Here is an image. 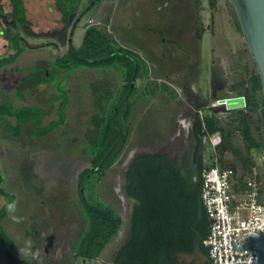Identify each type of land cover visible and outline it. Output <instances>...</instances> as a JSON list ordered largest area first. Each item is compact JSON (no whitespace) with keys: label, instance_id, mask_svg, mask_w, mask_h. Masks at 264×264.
<instances>
[{"label":"rangeland","instance_id":"374dc122","mask_svg":"<svg viewBox=\"0 0 264 264\" xmlns=\"http://www.w3.org/2000/svg\"><path fill=\"white\" fill-rule=\"evenodd\" d=\"M91 1L97 3L100 8L99 10L96 8H92L90 11L86 10L81 19L83 22H87L97 11L98 15L96 14L94 18H91L90 22H104L103 16L106 12L104 8L107 7L108 10V7H110L108 16L114 21L115 30L120 40H123V31L130 29L132 34H136L139 27L144 26L148 27L146 34H148L150 45L152 44L154 47L155 39H163L159 44V50L161 49L163 52V66L168 64V69L166 70L167 74L161 78L172 85L175 84L174 89L177 94L179 92L178 95H189L190 88L186 94L183 92V87L187 84L188 86L197 84L201 91H207L213 73V65H216L217 68L215 69L220 71L219 77L214 80L215 85L222 84L223 87L216 92L212 90L211 94L220 93V96L213 97L211 95V99L224 98L237 94L240 90L251 89V83L246 84V81L241 82L240 80L243 76V59L245 57L252 58V56L240 33L229 0H82L81 4L86 6L89 3L88 6ZM75 2L76 0H69L68 6L72 7L73 4H76ZM159 6H162V8L158 9ZM142 20L145 22H142ZM124 22H128L130 28H124V30L121 26ZM96 29L106 32L97 26L90 27L91 32L96 31ZM111 35L113 34L111 33ZM136 35L139 36L140 33ZM112 37L110 38L111 41ZM171 38L175 39L180 47L171 43ZM135 39L136 41H134L137 42L139 37ZM7 41L0 42V51L3 43ZM92 42L94 48H92ZM89 44L91 47H86ZM99 44V41L88 38V41H85L77 51L71 50L62 57L54 56L47 67L46 65H39L33 73H30V76L33 78L32 80L48 79L50 83H54L53 70L55 67L61 66V64L72 67L76 63L80 64L79 62L98 58L99 55L105 53V50ZM112 44L117 45L113 41ZM134 60L137 67L133 66ZM118 61L126 66L127 71L124 73L128 77V84H130H127L130 88L125 84L126 88L119 89L118 92H112L109 85L108 89H105L106 86L103 83L111 80L108 71L104 69L78 71V93L80 97V100H78V140L71 137V134L66 131L60 138L54 136L41 142L48 148L40 150L39 154L33 148L35 142L31 141L29 144L27 133H22V122L19 124L10 123L8 121L11 119L5 117L2 120L3 115H0V210L5 204L15 200L18 201L16 215L24 217L21 223H14L7 212L0 220L4 232L13 241L11 252L14 256L7 255L0 241V264H113L115 252L127 240L130 229L131 205L136 200L126 198V195L123 194L122 182L124 181L125 164L141 151L144 152V149H155L158 139L152 129V123H154L152 116L150 118L146 115L140 120L131 117L129 124L127 119L122 118L121 113H123V109L129 100L131 101L136 93L140 92L137 87L134 91L135 89L131 86L136 80L138 81V76L144 72L145 66L135 53L129 55V57L119 58ZM85 64H88V62ZM78 67H82V65H78ZM3 68L5 69H0V100L4 97L13 96L11 82L2 84L1 78L7 77L8 80H12L16 75L7 70L10 69L9 66ZM152 74L154 75V72ZM63 80H60L57 84L61 86ZM25 84L27 83L21 81L19 83L20 87L17 92L19 97L23 96L22 87ZM59 89L57 87L56 91L61 92ZM193 89L196 91L194 97L196 99L195 108L196 110L202 108V112L198 110L199 115L210 113L212 107L216 106L214 112L219 118L218 124L229 129L235 143L244 148L238 128L240 121L237 115L230 114V111L234 109L227 108L225 103L215 104V100L210 103L205 100L209 106L204 110L201 107V103L204 102L201 92L196 87ZM51 90L55 91L54 89ZM251 92L254 108L258 110V104L256 103L258 100L256 98H260V94L252 89ZM7 100H4L2 109L4 111L16 109ZM106 103L108 104L107 108L111 109L110 112L105 109ZM117 104H120L121 111L117 113V123H115L112 116L114 114L113 109ZM20 108H17V110ZM79 111L81 114L91 115L92 120H85L86 117L80 119ZM33 115L36 118V116H42V113L38 112V109H34ZM51 116H55L54 110H52ZM109 116L112 119L113 129L117 130L112 132L113 140L111 139L108 145V152L111 153L115 149V145H118L122 140L121 136L115 137L118 130L121 133L127 132L128 137L120 151L122 155L119 161L98 174L96 171L91 170L93 165L90 159L92 152L100 144L101 136L104 133V123ZM63 118H61V121L64 120ZM47 120L43 119V123ZM28 121H24V125ZM148 126H150L149 129ZM30 127L31 124H28L27 130ZM3 128L6 132L11 133L13 137L4 132ZM148 130H150L149 136L144 135ZM39 133H41V128L36 121V134ZM33 152L35 155L32 158ZM206 152L208 162L212 163L216 153L209 143ZM74 158H78V212L75 210L76 195L72 194L76 190L74 181H68L67 183L66 179L68 177L66 178V176L64 181L52 182L53 179L46 178L51 182L49 183L43 179L46 175H38L36 169L35 171L31 169L32 174L26 175L25 173L26 165L31 161L42 162L44 165L50 166L48 169L50 174L66 173L71 167L66 166L64 162ZM7 168H9L10 173ZM85 168H89L91 172L89 176L82 179L79 185V173ZM44 170L43 168V172ZM253 172V175L247 176V179L257 180L258 189H262L259 199L264 200L263 150L261 155L255 157ZM62 181L66 182L64 186H67V191L65 190L64 194L68 196L67 199L62 197L64 194L61 195L58 190V187L63 186L61 185L63 184ZM45 188H50V191L46 193ZM59 198L63 199L59 200ZM90 205L110 208L121 218V224L117 232L94 258L84 257L79 249L81 237L87 228H90L89 223L85 221L82 209L85 207L86 213V206L88 208ZM26 246L29 247L32 253L27 257L20 254V250Z\"/></svg>","mask_w":264,"mask_h":264},{"label":"crops","instance_id":"0c3cea01","mask_svg":"<svg viewBox=\"0 0 264 264\" xmlns=\"http://www.w3.org/2000/svg\"><path fill=\"white\" fill-rule=\"evenodd\" d=\"M21 1L23 11L19 14L17 13L15 5L11 0H0V42L3 40H8L2 45V49L0 51V61L2 58L7 60L10 59L9 61L6 60L0 69L4 70L5 68L3 67L9 66L10 69L7 70L16 74L12 80H8L7 77L1 78L2 84L11 82L10 86L12 87L11 92L13 93V96H9L7 98L4 97V99L0 100V103L2 104L5 102L4 100L8 99L7 101L11 102L16 109L20 107H32L38 109V112L42 113V116H39L40 118L38 125L39 127H44L50 124L52 121L58 119L60 116V103L62 102L63 98H59V93L56 91L58 85L57 83L60 80L64 79L62 81L61 87L66 90V102L63 108L64 120L57 124L53 129L47 133L36 134V121L33 119V117L29 119L26 125H24L25 122H22L21 124V129L23 131L22 133H27L29 144L31 141L35 142L33 148L39 154L40 150L48 148L41 142L51 139L54 136H59L60 138V136L66 131L71 134V137L78 140V100H80L78 93V71L80 72L84 70L102 69L108 71L111 80L103 84L106 86L105 89H108L107 87L109 85L112 92H118L119 89H125V84L127 87L130 85L128 84V77L125 75L127 71L126 66L120 63L118 61L119 59L114 60L111 64L100 65L102 67L91 66L89 64H80L82 67H78V63L72 67H69L66 64H61V66L55 67L53 70L54 83H50L48 79H42V81L36 79L32 80L33 78H31L30 73H33L35 68H37L39 65H46L47 67L50 60L53 59L54 56L62 57L72 49L77 51L79 47H82L87 29L91 26H97L109 34L112 33V41L114 43L117 44L119 42L117 45L112 44L114 46V51H116L117 48L122 47L131 51L132 53L137 54L143 62L145 66L144 72L138 76V81L136 80L131 86L135 89L134 91H136L137 87L140 92L136 93V96L131 99V101L129 100V102H131V107L129 110L128 124L131 121V117L140 120L146 115L149 117L152 116V119H154V123H152V129L158 139V144L155 145V149L151 150V148H149V150H146V148L144 149V152L141 151L138 155L128 160V162H126L127 160L125 161L127 164H125L124 181L122 182L124 196L126 195V198L131 199L135 195L130 189V183H132L135 179H140V183L144 179L146 180L147 178H150L154 172L156 174L161 171V169L169 168L171 166L175 168L179 166L182 169L189 170L193 167L195 161H199L198 152L200 151V134L195 130V122L198 120V118L203 120V116L210 114H214L217 119L219 118L214 112V107L216 106L212 107L213 109L210 111V113L199 115L198 110L199 112H202V108L198 110L195 108L196 99L194 97L196 95V91L193 88L196 87L199 89V92H201L200 94L204 99V102L201 103V107H203L204 110L207 109L209 104H207L205 100L210 103L212 100H216L215 98L211 99V95H213V97H216L217 95L220 96V93L211 94V91L215 90L216 92L221 87H223L222 84L215 85L214 82V80H217L220 75V71L215 69L217 68L216 65H213V73L210 77L208 86L209 89L207 91H201L197 84L192 86H188L187 84L184 85L183 92L186 94L187 90L190 88V91H188L189 95L180 96L178 95L179 92L177 91V94L174 89L175 84L172 85L168 81L161 78L164 77L163 75L167 74L166 70L168 69V64L167 66H163V52L161 49L159 50V44L163 39H155L153 44L154 47L152 44L150 45L148 43V34H146V31L148 30L147 26L139 27V31L136 34L140 33V35L137 36L134 33L132 34L130 29H127L130 28V24H128V22L122 23L123 25L121 24V26H123V29H127V31H123V40H120L115 30L116 25L114 24V21L108 16L110 7H108V10L107 7L104 8L106 12L108 11L107 14L104 12V22H90L91 18H94L96 14L98 15L97 10L100 8L98 7L97 3H92V1L90 5L87 6V4H89L87 3L86 6H82V0H79V2L76 0V4L73 7V12L71 11L72 13L68 19H66L65 13L66 9H71V7L60 4L59 0ZM92 8H96L97 13L94 16H91L87 22H83L81 19L86 13V10L90 11ZM142 22L145 21L142 20ZM147 22L148 21L146 20V23ZM137 37H139V40L135 42V38ZM170 42L180 47L179 43L175 39L171 38ZM10 56L15 57L10 58ZM152 72H154V75ZM97 75L100 76L99 74ZM247 79L248 77L245 75V71L243 69V76L240 81H246L247 84ZM20 81L27 84L22 87L23 96L19 97L17 92L20 87ZM51 89H54L55 91H52ZM254 91L260 94V98H256L258 100L256 101L258 104V110H254V116L256 119H259L260 117L259 124L261 125L263 133L264 117L262 118L263 101L261 87L260 90ZM8 92L9 90L7 93ZM245 92L246 89L240 90L237 94L233 95H244ZM250 93L253 99V94L251 91ZM107 105L108 104L106 103L105 109L110 112V109L107 108ZM233 109L234 110L230 111V114L237 115L236 110L238 109ZM52 110H54L55 116H51ZM87 115L85 113L81 114L79 111L80 119H85L86 117L85 120H92V116ZM5 117L7 119H11L8 121L10 123H17L15 116L3 115L1 117L2 120ZM43 119L48 120L43 123ZM28 124H31V127L27 130ZM149 127L150 126H148V129ZM255 129L256 123L254 122L252 124L251 130L252 133L257 134V130ZM150 130H148L144 135L149 136ZM3 131L6 132L4 128ZM8 134L12 136L11 133ZM262 150L264 152V148L257 150L256 148L251 147L250 151L255 157H257L261 155ZM34 155L35 153L33 152L32 158ZM121 155L122 154L119 153L115 161L108 168L116 164L119 161ZM151 155H153L155 158L151 160H142L140 164L136 163V157H148ZM64 163L66 166L71 167L69 170H67V168L65 169V171L67 170L66 173L58 172L55 174H50V171H48L50 166L36 161H31V163H28L26 168H24L26 170V175L32 174L31 169L34 171L36 169L38 175H46H43L44 177H42L46 182L49 183L51 182L48 181V179L46 180V178L53 179L52 182L60 180L64 181L66 176V178L68 177L66 179L67 183L68 181H74L76 190L72 192V194L76 195L75 210L78 212V158L67 160ZM43 168L45 169L44 172ZM7 169L6 170L9 172V168ZM65 184L66 182L61 184L63 185L61 186L62 189L61 187H58L61 195L67 191V186H64ZM50 188H45V192L47 193L50 191ZM62 197L66 199L68 198V196L65 194L62 195ZM62 199L63 198H59V200Z\"/></svg>","mask_w":264,"mask_h":264},{"label":"trees","instance_id":"16d2710c","mask_svg":"<svg viewBox=\"0 0 264 264\" xmlns=\"http://www.w3.org/2000/svg\"><path fill=\"white\" fill-rule=\"evenodd\" d=\"M11 1L15 5L17 13H22V1ZM59 2L62 5H68L69 0H59ZM74 5L75 4L72 5L71 9H66V19H68L70 14L73 12ZM235 19L239 27L236 16ZM111 36V34L99 29L91 32L89 27L86 31L83 44L85 41H88V38L93 41L97 40L100 43L99 46L103 48V50H105V53L99 55L98 58L89 59L86 60V62L79 63L84 64L88 62L89 65L93 66L107 65L111 64L116 59L133 55L131 51L125 50L122 47H119L116 51H114V46L112 45V41L110 39ZM91 45H93L92 48L95 47L93 42L91 43ZM91 45H86V47L89 48L91 47ZM14 57L15 56H10V58ZM6 60L7 59L4 58L1 59L0 67L5 63ZM243 61V69L245 71V75L248 77V83H251V89L260 90V79L256 71V65L254 61H252V58L250 57H245ZM133 64L134 67H137L135 60ZM40 81L42 80L40 79ZM57 87L60 88L59 90L61 91L58 92L59 98H63L62 102L60 103V116L57 120L52 121L50 124L44 127H40L41 133L49 132L61 122V118L63 117V108L66 102V90L59 85H57ZM251 89L249 90L246 88V92L244 93L246 106L244 108L236 110L237 117L240 121L238 128L242 136L244 148H241L235 143L229 129H226L218 124V119L214 114L203 116V120L198 118L194 125L196 132L201 135L219 131L221 135V141L215 147L217 161L221 168L228 167L232 169V173L230 174V184L232 191L236 197L243 195L246 191H248L249 187L247 185V176H252L254 173L253 169L255 166V156L250 151L251 147L256 148L257 150L264 148V110H262V133V128L259 124L260 117L259 119H256V117L254 116L255 106L253 105V99L250 93ZM119 105L120 104L115 105L113 109L114 114L112 116V119H115V123H117V113H120L121 111ZM2 106L3 103L0 104V115L15 116L17 119V124L29 120L31 117H33V119L39 124L40 117L36 116L35 118L33 115L35 108L22 107L18 110L9 109L8 111H4L2 109ZM130 107L131 102H128V104L123 109V113H121L122 118L128 120ZM112 119L109 116L104 123V133L102 134L101 141L99 142L101 144H99L101 147L98 145L92 152L91 161L93 169L91 170L96 171V173L98 174L104 172V170L107 169L115 161L128 137L127 132L121 133V131L118 130V132H116L117 134H115V137L121 136L122 140L118 145H115L114 143L115 149L112 150L111 153L108 152L109 149L107 150V148L113 136L112 132L117 130L113 129L112 127ZM254 122L256 123L255 130H257V134L252 133L251 130L252 124ZM154 158L155 157L153 155L148 157L138 156L136 157V163L140 164L142 160H151ZM91 170L89 168H85L79 173V185L84 177L89 176ZM139 181L140 179H135L132 182V186L133 184H135V189H131V192L136 196H139V191L137 189L139 187ZM261 193L262 189L259 190V194ZM235 201L236 199L234 198L232 202L235 203ZM7 204H5L0 210V220H2L7 213ZM82 210L84 213L85 221L89 223L90 228H87V230L81 237L79 249L84 257L94 258L103 249L110 238L117 232L121 224V218L117 216L110 208H101L95 205H90L88 206V208L86 206V213L85 207ZM194 215L195 220H197L196 211L194 212ZM133 219V234L125 242V244L120 246V248L115 252L113 257V264H178L177 261L173 258L171 250L191 251L196 231H198L200 234V250L203 253L208 254V249L204 244V239L208 234L210 221L205 209H203L202 215L193 229L185 224L168 225V223H163L162 226H159L157 228L145 227L141 217V212L137 209L134 213ZM166 219H168V217ZM166 219H163V221H165ZM0 241L3 244L7 255L14 257L11 252V249H13V241L4 232L1 225Z\"/></svg>","mask_w":264,"mask_h":264},{"label":"built area","instance_id":"2783aa9c","mask_svg":"<svg viewBox=\"0 0 264 264\" xmlns=\"http://www.w3.org/2000/svg\"><path fill=\"white\" fill-rule=\"evenodd\" d=\"M244 96V95H242ZM217 98L215 104L224 103ZM244 104L236 108H244ZM204 139L213 149L221 141L219 131L205 133ZM209 163L206 152L202 163L201 198L209 218V231L204 239L210 264H256L257 248L235 247L248 240L250 231L260 232L264 227V200L259 198L258 182L248 179L249 187L243 195L235 196L230 184L231 168H221L217 157ZM236 199L233 203V199ZM234 243H233V241Z\"/></svg>","mask_w":264,"mask_h":264},{"label":"flooded vegetation","instance_id":"af4514ba","mask_svg":"<svg viewBox=\"0 0 264 264\" xmlns=\"http://www.w3.org/2000/svg\"><path fill=\"white\" fill-rule=\"evenodd\" d=\"M161 8L162 6L158 7V9ZM199 145V161H195L191 169L185 170L179 166L177 168L171 166L161 169L156 174L154 172L150 178L139 183L137 188L139 196L134 195L132 197L136 201H133V205H131L130 229L127 240L133 234V218L136 209L141 212L145 227L157 228L163 223H168V225L185 224L192 229L195 227L204 209L201 198V165L207 146L204 134L199 135ZM130 189L134 190L135 184L132 186L130 183ZM195 211L197 212V220H195ZM167 217L168 219H166ZM163 219L166 220L163 221Z\"/></svg>","mask_w":264,"mask_h":264},{"label":"water","instance_id":"95a60500","mask_svg":"<svg viewBox=\"0 0 264 264\" xmlns=\"http://www.w3.org/2000/svg\"><path fill=\"white\" fill-rule=\"evenodd\" d=\"M229 2L237 18L244 42L256 65L264 110V0H229ZM243 101L242 95H231L224 99L227 108L241 106L244 104ZM199 243L200 234L196 231L191 251L171 250V254L178 264H210L207 254L200 250ZM234 246L256 247V264H264V227L260 232L250 231L246 242L239 245L234 243Z\"/></svg>","mask_w":264,"mask_h":264},{"label":"clouds","instance_id":"9594fccd","mask_svg":"<svg viewBox=\"0 0 264 264\" xmlns=\"http://www.w3.org/2000/svg\"><path fill=\"white\" fill-rule=\"evenodd\" d=\"M6 207H7V212H8L9 218L14 223H21L24 220L23 216L16 215V213L18 211V201L13 200L12 202L8 203ZM20 254L22 256H25V257L32 255L29 247H27V246L20 250Z\"/></svg>","mask_w":264,"mask_h":264}]
</instances>
